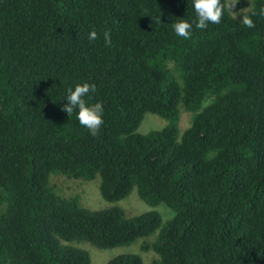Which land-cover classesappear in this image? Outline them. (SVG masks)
<instances>
[{
	"label": "trees",
	"instance_id": "16d2710c",
	"mask_svg": "<svg viewBox=\"0 0 264 264\" xmlns=\"http://www.w3.org/2000/svg\"><path fill=\"white\" fill-rule=\"evenodd\" d=\"M221 3L218 24L184 39L172 25L194 18L191 0H0V264H90L71 243L153 235L140 247L152 264H264V0L249 3L251 28ZM84 82L86 104L104 109L95 135L61 110ZM179 108L190 115L180 137ZM146 113L167 125L137 133ZM51 174L99 177L108 203L136 189L173 216L86 209Z\"/></svg>",
	"mask_w": 264,
	"mask_h": 264
},
{
	"label": "rangeland",
	"instance_id": "374dc122",
	"mask_svg": "<svg viewBox=\"0 0 264 264\" xmlns=\"http://www.w3.org/2000/svg\"><path fill=\"white\" fill-rule=\"evenodd\" d=\"M251 0H238L235 4L234 11L228 8L231 0H226V5L234 17H240L245 14ZM167 125V121L159 116L151 113H146L143 120L137 129V133L146 134L150 131L161 130ZM190 125V115L184 112L181 108L178 110L177 128L179 137ZM50 185L54 192L61 197H70L73 195L79 196L80 205L89 210H101L116 206L123 210L126 217H133L148 211H156L164 221L172 218L173 212L163 204L156 207L147 206L137 195L136 189L123 200L113 203L105 202L98 191L99 177L92 181H83L78 179H69L59 174H51L49 177ZM155 235L148 238H140L128 246L117 247L113 249H97L86 242L71 243L76 248L85 250L90 257V264H105L109 260L118 255L137 254L142 260V264H152L156 260L157 255L151 251H141L140 247L143 242L151 243L154 241Z\"/></svg>",
	"mask_w": 264,
	"mask_h": 264
},
{
	"label": "clouds",
	"instance_id": "9594fccd",
	"mask_svg": "<svg viewBox=\"0 0 264 264\" xmlns=\"http://www.w3.org/2000/svg\"><path fill=\"white\" fill-rule=\"evenodd\" d=\"M238 0H231L228 5L229 9H234ZM191 8L195 14L194 18L189 21L178 19L172 25V30L177 37L188 39L192 34L193 26L197 29H204L208 24H218L224 14L225 5L221 0H191ZM234 11V10H232ZM257 15L255 11L250 14L240 16L239 23L246 27H253L251 16ZM259 15L264 16V7H260ZM97 37L95 30L89 31L88 40L93 41ZM105 44H110V35L108 32L103 34ZM95 91V85L88 82L78 83L65 90L63 99L65 103L61 105V110L68 115L75 112L78 123L86 128L91 135H95L103 123V106L97 101L92 104H86L85 97L90 92Z\"/></svg>",
	"mask_w": 264,
	"mask_h": 264
}]
</instances>
